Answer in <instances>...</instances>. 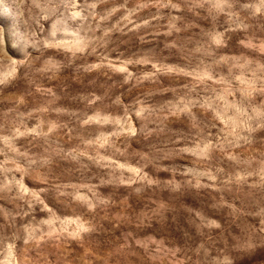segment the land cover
<instances>
[{
	"label": "rangeland",
	"instance_id": "obj_1",
	"mask_svg": "<svg viewBox=\"0 0 264 264\" xmlns=\"http://www.w3.org/2000/svg\"><path fill=\"white\" fill-rule=\"evenodd\" d=\"M0 264H264V0H0Z\"/></svg>",
	"mask_w": 264,
	"mask_h": 264
},
{
	"label": "bare ground",
	"instance_id": "obj_2",
	"mask_svg": "<svg viewBox=\"0 0 264 264\" xmlns=\"http://www.w3.org/2000/svg\"><path fill=\"white\" fill-rule=\"evenodd\" d=\"M3 16V15H2Z\"/></svg>",
	"mask_w": 264,
	"mask_h": 264
}]
</instances>
